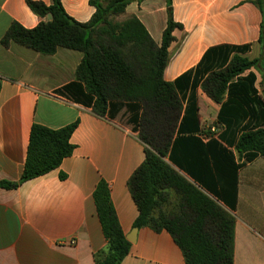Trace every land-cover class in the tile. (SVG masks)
Here are the masks:
<instances>
[{
    "label": "crops",
    "instance_id": "crops-1",
    "mask_svg": "<svg viewBox=\"0 0 264 264\" xmlns=\"http://www.w3.org/2000/svg\"><path fill=\"white\" fill-rule=\"evenodd\" d=\"M31 1L52 4V0ZM91 1L62 3L71 18L87 23L96 12ZM253 1L145 0L130 4L118 18L121 22L138 18L159 46L170 13L175 23L183 25L173 33L176 40L169 47L164 72L165 81L174 82L196 68L213 47L250 45L244 56L261 58L262 14ZM49 21L50 15H35L27 0H0V183L21 180L34 124L57 130L79 121L70 140L74 152L57 169L15 189L0 188V264H96L95 255L107 246L94 201L101 181L109 186L125 236L132 233L139 215L129 181L145 161L146 145L126 106L100 117L58 94L76 80L82 52L59 48L46 56L13 42L1 43L15 22L33 29ZM254 73L261 93L258 69ZM196 99L198 137L215 128L218 138L213 139L218 140L225 130L217 120L221 105L202 87L197 88ZM229 149L238 159L235 149ZM231 213L236 218L234 264H264V157L239 170L237 206ZM135 239L121 264H186L182 250L165 230L144 227Z\"/></svg>",
    "mask_w": 264,
    "mask_h": 264
},
{
    "label": "trees",
    "instance_id": "trees-1",
    "mask_svg": "<svg viewBox=\"0 0 264 264\" xmlns=\"http://www.w3.org/2000/svg\"><path fill=\"white\" fill-rule=\"evenodd\" d=\"M62 1L46 5L27 0L35 15H50L51 21L33 29L15 22L1 43L13 42L46 56L59 48L82 52L76 80L58 94L100 117L126 106L146 145L145 161L129 181L139 211L134 228L167 231L186 264H234L236 218L231 212L237 206L239 170L264 157V99L254 73L264 64V0L253 1L262 14L260 59L244 56L250 45L213 47L196 68L174 82L165 81L164 72L169 47L176 40L173 33L183 30V25L175 23L171 13L159 46L138 18L130 17L120 25L109 21L124 15L130 4L145 0H92L96 12L87 23L71 18ZM198 87L221 105L217 120L225 130L218 140L203 142L198 137ZM78 125L76 121L53 130L34 124L21 180L2 182L0 188L15 189L57 169L74 152L70 140ZM229 148L235 149L238 159ZM94 201L107 240L106 248L95 255L96 264H121L131 243L106 182L96 187Z\"/></svg>",
    "mask_w": 264,
    "mask_h": 264
},
{
    "label": "rangeland",
    "instance_id": "rangeland-1",
    "mask_svg": "<svg viewBox=\"0 0 264 264\" xmlns=\"http://www.w3.org/2000/svg\"><path fill=\"white\" fill-rule=\"evenodd\" d=\"M109 21L112 25H120L122 23L118 17H111L109 18ZM258 71H259L258 74H259V81H260V83H258V88L260 92H262L264 90V64H262L261 67H258ZM261 75L263 76V79ZM261 80H262V83H261Z\"/></svg>",
    "mask_w": 264,
    "mask_h": 264
},
{
    "label": "built area",
    "instance_id": "built-area-1",
    "mask_svg": "<svg viewBox=\"0 0 264 264\" xmlns=\"http://www.w3.org/2000/svg\"><path fill=\"white\" fill-rule=\"evenodd\" d=\"M200 136H201V139L206 141V142L213 139V138H218L217 130L215 128H211L209 130V132L202 133Z\"/></svg>",
    "mask_w": 264,
    "mask_h": 264
},
{
    "label": "water",
    "instance_id": "water-1",
    "mask_svg": "<svg viewBox=\"0 0 264 264\" xmlns=\"http://www.w3.org/2000/svg\"><path fill=\"white\" fill-rule=\"evenodd\" d=\"M261 95L264 99V90L261 92ZM137 232H138V229L137 228H134L132 233L129 234L128 236H126L127 240L130 242V243H135V238H136V235H137Z\"/></svg>",
    "mask_w": 264,
    "mask_h": 264
}]
</instances>
